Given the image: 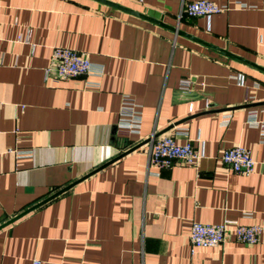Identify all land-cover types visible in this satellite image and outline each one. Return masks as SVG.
<instances>
[{
  "label": "crops",
  "instance_id": "1",
  "mask_svg": "<svg viewBox=\"0 0 264 264\" xmlns=\"http://www.w3.org/2000/svg\"><path fill=\"white\" fill-rule=\"evenodd\" d=\"M113 1L174 30L100 0H0V264H264V142L247 122L264 120V0L198 16L189 0ZM56 45L102 65L100 85L46 78ZM124 94L138 133L115 132ZM184 128L203 156L154 173L152 141ZM236 144L249 174L220 159ZM224 219L261 224L258 241L191 246L193 221Z\"/></svg>",
  "mask_w": 264,
  "mask_h": 264
},
{
  "label": "built area",
  "instance_id": "2",
  "mask_svg": "<svg viewBox=\"0 0 264 264\" xmlns=\"http://www.w3.org/2000/svg\"><path fill=\"white\" fill-rule=\"evenodd\" d=\"M234 1L240 7L252 6L245 0ZM227 8V4H221L214 0H189L186 3V12L190 16L210 15ZM27 35L24 37L19 35L18 38L27 39ZM103 70V66L91 61L85 51L56 45L52 48L49 64L45 68V76L54 80L84 76V86L98 87L100 81L97 77L103 74ZM192 82L189 78L181 79L178 89L186 91ZM229 116V113L223 115L225 120ZM141 122L140 104L132 96L124 94L115 132L119 135L138 133ZM247 122L259 129V140L264 142V120H258L255 111H251L248 114ZM177 134L186 135L187 130L185 128L178 129L174 134L162 135L152 141L149 165L153 167L154 173L159 174L161 169L172 167L174 164H195L203 156V151L196 149L190 138L178 142ZM220 159L236 172L249 174L254 169L255 161L250 150L239 144L224 148L220 154ZM262 229L263 227L259 223L245 224L239 223L235 219H224L218 223L193 221L190 227L189 240L192 247L214 246L222 243L230 234L235 240L249 244L258 241Z\"/></svg>",
  "mask_w": 264,
  "mask_h": 264
},
{
  "label": "water",
  "instance_id": "3",
  "mask_svg": "<svg viewBox=\"0 0 264 264\" xmlns=\"http://www.w3.org/2000/svg\"><path fill=\"white\" fill-rule=\"evenodd\" d=\"M100 1H103V2H105V3H107V4H109V5H112V6H114V7H118V8H120V9L126 10V11H128V12H131V13H133V14H136V15H139V16H141V17L147 18V19H149V20L155 21V22H157V23H159V24H161V25H164V26H167V27H170L171 29H173V27L167 25L166 23H164V22L162 21L161 14H160L158 11H156V10H148L147 12L144 13V12H140V11H137V10H135V9H132V8H130V7L124 6V5H122V4H120V3L116 2V1H113V0H100ZM173 30H174V29H173ZM178 93H179V94L181 93V94L184 95V96H187V95H188L186 91H179ZM179 122H180V121H179ZM179 122H176V123H174V124H177V123H179ZM114 129H115V127H114ZM71 185H72V183H70V184H68V185H66V186H64V187L59 188L58 190L54 191L53 193H51V194L48 195L47 197H45V198H43V199L37 201L36 203H34L33 205L27 207L26 209H24V210L21 211L20 213L14 215V216L12 217L11 220L18 218L19 216H21L22 214H24V213H26L27 211L31 210L32 208L36 207V206L39 205L40 203L46 201L47 199L53 197L54 195H57L58 193L64 191V190L67 189V188H69Z\"/></svg>",
  "mask_w": 264,
  "mask_h": 264
}]
</instances>
